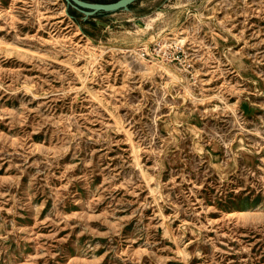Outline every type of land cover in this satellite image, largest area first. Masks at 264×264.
Listing matches in <instances>:
<instances>
[{
	"label": "rangeland",
	"instance_id": "374dc122",
	"mask_svg": "<svg viewBox=\"0 0 264 264\" xmlns=\"http://www.w3.org/2000/svg\"><path fill=\"white\" fill-rule=\"evenodd\" d=\"M0 264H264V0H0Z\"/></svg>",
	"mask_w": 264,
	"mask_h": 264
},
{
	"label": "water",
	"instance_id": "95a60500",
	"mask_svg": "<svg viewBox=\"0 0 264 264\" xmlns=\"http://www.w3.org/2000/svg\"><path fill=\"white\" fill-rule=\"evenodd\" d=\"M68 4L80 9L86 14H93L100 11L113 12L129 6L137 0H113L108 2L90 0H66Z\"/></svg>",
	"mask_w": 264,
	"mask_h": 264
},
{
	"label": "bare ground",
	"instance_id": "6f19581e",
	"mask_svg": "<svg viewBox=\"0 0 264 264\" xmlns=\"http://www.w3.org/2000/svg\"><path fill=\"white\" fill-rule=\"evenodd\" d=\"M92 52V51H91Z\"/></svg>",
	"mask_w": 264,
	"mask_h": 264
}]
</instances>
